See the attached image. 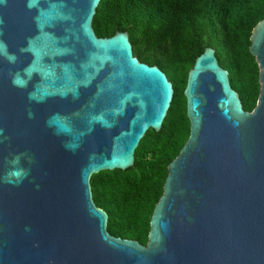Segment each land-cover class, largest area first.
Listing matches in <instances>:
<instances>
[{
  "label": "water",
  "instance_id": "1",
  "mask_svg": "<svg viewBox=\"0 0 264 264\" xmlns=\"http://www.w3.org/2000/svg\"><path fill=\"white\" fill-rule=\"evenodd\" d=\"M101 0H0V264H264V18L248 111L212 48L188 71L189 136L146 245L110 234L90 178L128 170L176 88L128 32L97 36Z\"/></svg>",
  "mask_w": 264,
  "mask_h": 264
},
{
  "label": "trees",
  "instance_id": "2",
  "mask_svg": "<svg viewBox=\"0 0 264 264\" xmlns=\"http://www.w3.org/2000/svg\"><path fill=\"white\" fill-rule=\"evenodd\" d=\"M264 18V0H101L93 18L100 37L128 32L135 56L159 66L176 88L160 132L149 130L125 171H101L90 178L92 199L108 215L114 236L146 245L150 221L163 194L168 165L189 136L184 88L202 50L214 49L248 111L256 104L259 68L250 37Z\"/></svg>",
  "mask_w": 264,
  "mask_h": 264
}]
</instances>
